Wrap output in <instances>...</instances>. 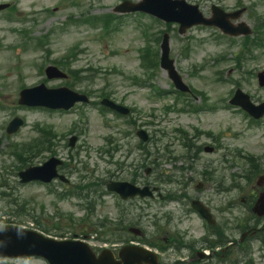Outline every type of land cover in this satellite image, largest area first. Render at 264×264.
Listing matches in <instances>:
<instances>
[{"label":"rangeland","instance_id":"obj_1","mask_svg":"<svg viewBox=\"0 0 264 264\" xmlns=\"http://www.w3.org/2000/svg\"><path fill=\"white\" fill-rule=\"evenodd\" d=\"M14 2L18 13L13 20L4 19V13L0 15V92L3 95L5 105L10 106L9 110L4 111L0 118V124L8 121L9 117L16 114L22 116L26 120V126L23 131L9 142H21L28 140L33 133L32 126L36 123L50 126L57 131L66 130L69 124V118H63L58 115H51L41 113L40 111H30L18 109L14 106V99L19 85L32 86L39 83L43 76L39 71L40 65L44 63L46 54L42 51L34 52V48L29 47L26 50H20L18 30H30L35 37H39L45 33L53 32L49 39V49L51 51L52 59L62 58L70 49L77 55L75 65L79 69L86 72L83 74L87 76V67H94L100 69L101 72L96 74L94 71L89 73L91 78L90 84L93 89L97 90L104 88L110 90L114 94L117 101H122L125 105L131 106L137 111L133 115L137 125L143 127L146 131L152 133L167 134L166 138L158 140V152L151 151L152 158L159 165L154 168L150 163L149 166L155 170L152 174L157 176L158 172L171 175L174 173V168L179 167L178 161H169L173 155H181L180 147L177 141L173 140L171 136V128L175 125L191 126L198 124L205 130H210L214 134H220L219 142L221 149L215 154L207 155L201 153L198 160L194 164V171L187 172L185 175L191 176L195 181L203 179L202 173L207 170L211 172L216 180H223L225 185H228L232 179H240L247 170V166L242 160V154H252L261 163L264 172V120L260 122L261 125H250L248 120L239 112L229 109L221 108L211 112H202L197 116L193 115H177V113L165 114L161 110V102L149 99L147 88L142 86L137 87L132 83V77L135 75H142L143 70L140 67V61L134 49L142 45V41L136 32L131 27L123 29L117 34H112L107 41L101 42L99 36L101 31L99 29H91L89 26H76L69 23L68 18L74 16L78 17L82 13L90 12L91 14H103L109 12L119 0H70L68 5L61 4L57 8L59 0H0V2ZM136 1V0H132ZM192 3H200L203 8H208L212 1L217 0H188ZM226 6H232L236 0H218ZM247 2V0H245ZM255 1V0H253ZM258 3V13L264 14V0H256ZM52 12V13H48ZM144 24L148 22L143 20ZM127 24L134 22V18L127 17ZM248 23L252 24L253 21ZM132 26V24H128ZM160 28V26H155ZM13 32H12V31ZM213 32L209 30L191 29L185 38H181L172 32L171 40V54L175 59L179 71L183 74L185 81L196 89L203 90L210 98V102L226 101L229 93L233 90V85L228 82L236 80L240 84V89L251 96L253 102L264 101V88L257 86L255 75L258 71L264 69V52L258 54L255 60H249L242 65V68L237 69L235 62L230 56L231 52L237 51V47L231 46L228 41H224L222 45L214 44L212 40ZM11 45L16 46L17 49L11 50ZM190 45V50L184 54L181 49ZM219 53H227L228 61L219 64V68L224 71V81L219 84L215 83L213 72L215 64H212V58ZM204 65L203 69L195 70V67ZM112 69L117 72L110 73ZM108 72V74H103ZM87 81V79H85ZM156 85L167 88L169 81L161 71L156 73L153 81ZM57 81L49 82L48 85L53 86ZM87 142H89L90 153L88 156L89 168L94 170L93 178L103 177L107 170L113 171L114 166L107 165L98 160L97 149L104 143V138L110 134L114 139H121L120 132L128 129L131 136L122 138V148L114 155L119 162L126 161L130 167H139L143 157L139 156L140 151L136 148L138 140L135 137V130L137 127L126 125L124 119L116 118L111 114H106L104 117L99 116L95 109L87 110ZM105 119L109 121L107 128L104 124ZM61 125H58L57 123ZM159 129L160 131H156ZM2 141V142H1ZM206 141V143H213L211 138H202L199 143ZM0 142L3 146L7 141L3 140V135L0 130ZM152 144V143H151ZM150 144V145H151ZM163 146H167L169 151L174 154H168L162 150ZM151 148V146L149 147ZM130 152L128 160H125V151ZM61 153L65 151L61 150ZM241 153V155L239 154ZM0 160V180L4 179L12 186H15L16 179L14 178L13 167L14 160L8 154L5 155V166ZM37 162L39 160H36ZM180 168V167H179ZM128 171V169L126 170ZM125 171V172H126ZM122 172V171H121ZM122 172L121 177L126 178L130 172ZM116 173V170L113 172ZM121 174L117 172V175ZM176 177L181 175L175 173ZM77 177V175H74ZM91 177L88 176V179ZM253 184L247 185L244 181L239 182V186H244L243 193L235 190L232 194H219L216 192V183L206 185V189L202 193H197L194 190L196 182L191 184L189 193L191 195L199 196L201 199H209L212 201V206L217 207L224 205L229 200L245 198L248 201L250 191L254 189ZM165 185L166 191L176 189L172 184ZM256 188V186H255ZM49 192L48 188L32 185L25 188L17 187L12 192V198L16 200V208L19 209L24 203L29 209L40 210L44 207L47 214H53L56 209H60L63 213H76L77 216L83 214L76 206L74 200H67L56 204L54 196ZM9 200L5 198L4 201ZM3 201V202H4ZM106 212H114L112 200L107 199ZM0 203V205L3 204ZM164 213H172L175 217L182 215L181 207L175 203H169L164 208ZM161 209V210H162ZM105 211V209H103ZM235 217L245 214L243 207L240 206L232 213ZM174 216L173 219L175 218ZM19 222L16 218L8 217L0 214V221ZM21 224L27 226V222H31L26 218L21 219ZM173 230H184L188 232V239H197L203 233L199 221L194 215L182 218L181 221H173L168 228ZM53 232L54 234L72 235L77 234L76 230H63ZM71 231V230H70ZM180 231V230H179ZM52 233V234H53ZM236 234V231H232ZM257 244H254V248ZM176 258L173 252H169L165 262H171ZM22 264H44L43 262L31 259L22 262Z\"/></svg>","mask_w":264,"mask_h":264}]
</instances>
